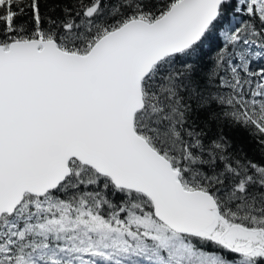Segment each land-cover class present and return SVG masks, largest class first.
<instances>
[{
    "label": "snow or ice",
    "instance_id": "1",
    "mask_svg": "<svg viewBox=\"0 0 264 264\" xmlns=\"http://www.w3.org/2000/svg\"><path fill=\"white\" fill-rule=\"evenodd\" d=\"M0 264H264V0H0Z\"/></svg>",
    "mask_w": 264,
    "mask_h": 264
},
{
    "label": "trees",
    "instance_id": "2",
    "mask_svg": "<svg viewBox=\"0 0 264 264\" xmlns=\"http://www.w3.org/2000/svg\"><path fill=\"white\" fill-rule=\"evenodd\" d=\"M228 135L233 138L234 142L243 145L245 151L251 159L259 160L260 154L256 150L255 143L250 140L246 133L237 131L235 133L229 132Z\"/></svg>",
    "mask_w": 264,
    "mask_h": 264
}]
</instances>
